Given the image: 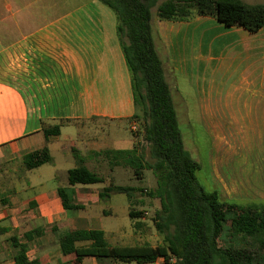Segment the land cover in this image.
I'll use <instances>...</instances> for the list:
<instances>
[{"label": "crops", "instance_id": "0c3cea01", "mask_svg": "<svg viewBox=\"0 0 264 264\" xmlns=\"http://www.w3.org/2000/svg\"><path fill=\"white\" fill-rule=\"evenodd\" d=\"M191 23L221 27L206 16L163 20L159 25L164 34L168 28L180 31ZM224 27L235 34L238 52H245L250 85L264 90V27L256 32ZM258 103L249 102V106ZM134 111L116 18L108 6L99 0H0V264H13L19 253L38 264L129 263H98L92 256H84L79 263L74 253H62L59 237L73 230L94 229L80 226L85 216L68 211L90 210V206L108 200L115 192L100 199L105 186H130L104 178L89 164L94 166L102 159L93 154L95 151L133 146L134 138L122 129L130 132L126 122ZM261 122L264 124V118ZM54 126L59 133L46 136L44 130ZM43 148L51 161L27 168L24 156ZM74 153L83 156L84 164L103 181L69 185L67 171L66 179L60 180L58 162L72 157L76 164ZM44 164L51 165L52 174L38 171L33 176ZM263 164H251V172L263 176ZM33 188L35 191L28 193ZM58 188H64L69 204L79 208H64ZM231 201L264 203V198ZM102 213L110 214L111 209H102ZM101 230L110 245H127L122 243L123 235L114 237L111 232L108 238ZM138 234L144 239L139 244L162 242L157 234L148 239L144 232ZM147 264L165 263L158 258Z\"/></svg>", "mask_w": 264, "mask_h": 264}, {"label": "trees", "instance_id": "16d2710c", "mask_svg": "<svg viewBox=\"0 0 264 264\" xmlns=\"http://www.w3.org/2000/svg\"><path fill=\"white\" fill-rule=\"evenodd\" d=\"M99 1L116 18V33L130 75L135 109L129 119L139 122L140 133L130 132L135 142L129 149L93 154L106 158L109 167L132 168L137 178L143 169L153 173L156 186L146 195L159 200V209L155 210L152 220L162 242L156 246H112L101 229H81L61 234L62 253H74L79 263L84 256H92L98 263L143 264L162 258L165 264H264V203L224 201L216 190H206L196 181L199 164L183 145L162 60L155 47L150 13L157 4L156 15L160 20L206 16L226 27L256 32L264 27V4H248L242 0H164L159 4L158 0ZM58 133V126L44 130L46 136ZM138 135L146 147L136 142ZM74 158L75 167L67 170L69 185L103 181L101 175L84 164L83 156L74 153ZM23 159L27 168L51 161L47 148L27 153ZM134 190L143 191L132 186L108 185L99 197L103 199L112 192L131 197ZM58 194L64 208H79L69 204L64 188H58ZM128 215L141 218L142 212L129 209ZM78 242L87 244L77 246ZM13 264L38 263L27 261L19 253Z\"/></svg>", "mask_w": 264, "mask_h": 264}, {"label": "rangeland", "instance_id": "374dc122", "mask_svg": "<svg viewBox=\"0 0 264 264\" xmlns=\"http://www.w3.org/2000/svg\"><path fill=\"white\" fill-rule=\"evenodd\" d=\"M242 1L264 4V0ZM156 7L157 4L150 9L155 47L162 60L184 148L199 164L196 181L206 190H216L224 201L264 198V187H260L264 186V168L263 176L251 172V164L264 163V124L261 122L264 118V90L250 85L248 59L245 52H238L235 34L227 32L221 23V27H216L215 23H191L183 25L180 31L176 27L173 30L168 28L162 34L159 22L163 20L158 19ZM253 89H256L255 93ZM249 102L259 103L250 107ZM126 125L133 134L140 133L138 121L129 119ZM122 130L131 135L127 129ZM138 136L135 137L136 142H142L146 147ZM106 162L102 156L97 164L89 165L106 179L143 191L134 190L131 197L112 193L106 201L89 204L92 205L90 210L68 211V214L85 216L80 226L103 229L108 238L111 232L115 233L114 237L123 235L122 243L127 245L143 243L144 239L138 236V232H144L146 239L157 234L161 240L162 236L152 220L155 210L159 209V200L146 195L156 186L153 173L143 169L141 177L137 178L132 168L123 165L108 167ZM57 165L59 171L56 173L61 180L66 179L65 172L76 164L71 157ZM50 168L51 165L44 164L33 172V176L38 171L50 176ZM254 171L257 170L254 168ZM32 191L35 188L28 193ZM109 208L110 214L102 213V209ZM129 209L141 211L144 221L131 218ZM137 221H141L139 226L135 225Z\"/></svg>", "mask_w": 264, "mask_h": 264}]
</instances>
